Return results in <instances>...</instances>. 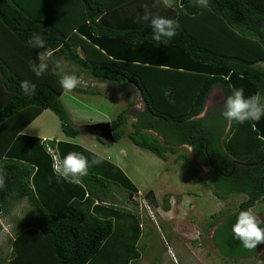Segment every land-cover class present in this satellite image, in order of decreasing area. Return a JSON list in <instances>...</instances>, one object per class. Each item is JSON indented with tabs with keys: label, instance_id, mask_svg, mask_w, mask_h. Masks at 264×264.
I'll return each instance as SVG.
<instances>
[{
	"label": "trees",
	"instance_id": "obj_1",
	"mask_svg": "<svg viewBox=\"0 0 264 264\" xmlns=\"http://www.w3.org/2000/svg\"><path fill=\"white\" fill-rule=\"evenodd\" d=\"M146 11L176 20L177 35L170 42L154 41L140 19ZM263 27L264 0H208L207 8L197 0H175L172 8L164 0H0V167L6 174L0 217L24 200L34 212L15 226L10 253L0 264H136L139 259L130 257L135 238L120 244L125 216L109 203L116 186L128 193L122 205L140 207L134 199L138 189L120 168L89 152L104 169L79 183L65 182L53 169L52 154L61 160L60 148L74 145L23 133L50 110L66 137L79 134L61 100L68 91L55 74L57 61L80 79L136 88L144 109L134 112L129 133L122 128L125 111L110 121L113 143L127 136L164 161L183 149L177 158L185 159L202 188L222 201L244 196L236 208L210 215L205 224L220 256L236 264L264 250V242L246 249L231 231L241 210L264 201V117L236 124L222 117L223 105L204 111L216 87L225 98L229 85L243 87L246 97L264 96ZM33 33L43 35L44 48L29 47ZM38 54L49 64L40 77L31 70ZM25 80L36 85L34 97L22 93ZM92 91L78 85L70 92ZM189 156L209 169L208 178ZM144 195L155 207L153 191Z\"/></svg>",
	"mask_w": 264,
	"mask_h": 264
},
{
	"label": "rangeland",
	"instance_id": "obj_2",
	"mask_svg": "<svg viewBox=\"0 0 264 264\" xmlns=\"http://www.w3.org/2000/svg\"><path fill=\"white\" fill-rule=\"evenodd\" d=\"M64 66L66 68V63ZM86 80L94 79H84L82 76L79 87L93 90L92 93H78L73 98L90 109L75 111L77 103L68 102L67 96L72 95L65 93L61 100L63 104H67L69 111L81 114L90 110L97 122L92 125L106 123L103 120H115L125 111L127 122L123 123L122 128L126 130L125 133L131 132L133 129L130 121H134V111L144 109L140 95L134 93L136 88L132 85ZM225 100L223 91L214 88L206 102V111L216 105H223ZM130 101L137 103L134 105L135 109L127 107ZM47 113L40 122L44 126L41 131L45 133L39 134L48 133L52 139H63L58 117L50 110ZM72 121L74 127L80 130L79 117L76 119L72 116ZM33 127L35 126H30L26 132ZM74 143L88 149L94 144L100 156L113 164H120L123 172L139 190L140 193L134 199L140 207L135 203L122 205L117 202L128 198V193L116 186L112 190L114 198L109 202L115 203L113 206L125 216L119 232L120 244H130L135 238V244L130 248V257L139 255L136 264H235L231 259L218 254L210 242L211 233H205L204 227L210 220V215L233 210L244 200V196L230 197L222 201L215 198L210 190L202 188L201 183L189 172L185 159L177 158L178 154L184 153L183 149H179L175 155L168 153L167 160L164 161L134 146L127 136L116 143L101 144L93 136L80 134ZM184 149L188 150L186 147ZM189 158L200 173L208 178L209 169L200 166L191 156ZM149 191L154 193L155 207L148 203L144 195ZM165 204L168 205L167 211L163 208ZM31 211L24 200L14 203L10 213L0 217V258L9 255L14 228L24 223L28 218L26 215H30ZM251 211L264 224V201L258 202ZM32 213L34 216L33 211ZM120 222L117 220L116 225ZM236 264H264V250L255 257L239 260Z\"/></svg>",
	"mask_w": 264,
	"mask_h": 264
},
{
	"label": "clouds",
	"instance_id": "obj_3",
	"mask_svg": "<svg viewBox=\"0 0 264 264\" xmlns=\"http://www.w3.org/2000/svg\"><path fill=\"white\" fill-rule=\"evenodd\" d=\"M197 2L203 8L208 7V0H197ZM164 6L168 8L174 7L175 0H164ZM140 19L147 22L151 28L152 39L158 43L170 42L177 35L180 27L176 20L152 14L149 11H146ZM28 45L33 49H42L46 45V40L42 34L33 33L28 40ZM51 55L52 53L49 52L48 56ZM37 59L39 63L33 62L31 70L37 77H40L49 70V64L47 57L44 55L38 54ZM54 70L59 77L61 88L65 91L70 92L81 83L80 77L75 72L66 73L59 61L55 63ZM20 87L25 96L34 97L36 95V85L30 81H22ZM229 87L231 88V94L225 98L224 110L221 113L224 119L236 124H244L247 121H260L264 117V96L257 93L246 97L243 87L236 88L231 85ZM187 149L189 148L187 147ZM92 163H99V161H93ZM89 167L90 162L85 155L72 151L59 161L55 171L65 182L79 183V178L88 174ZM5 180L6 174L3 168L0 167V188L5 186ZM260 224L261 221L252 214L251 210H241L231 231L234 238L239 240L246 249H255L258 244L264 242V227H260ZM129 264H132V262L130 261Z\"/></svg>",
	"mask_w": 264,
	"mask_h": 264
},
{
	"label": "crops",
	"instance_id": "obj_4",
	"mask_svg": "<svg viewBox=\"0 0 264 264\" xmlns=\"http://www.w3.org/2000/svg\"><path fill=\"white\" fill-rule=\"evenodd\" d=\"M84 79H86V77L84 78ZM86 81H88V82H90V81H94V80H86ZM99 81V80H98ZM100 82V81H99ZM65 93H69L70 95H72V96H67V101L68 102H70V101H74L75 103H77V108L75 109V111H79L80 109H82V108H86V109H90V108H87L85 105H83V104H81L80 102H78L77 100H75L74 98H73V96L75 97L77 94H78V92H64L63 94H62V96H61V98H63V96L65 95ZM135 104H137V103H135ZM134 104V105H135ZM65 106H66V109H67V111H68V113H69V115L71 116V119H72V116L73 117H75L76 119H78V117H79V119L81 120V122H80V130H78V132H79V134H78V136H80V134H85V135H88V136H93L95 139L97 138L96 136H94V135H92V130H91V128H90V126L92 125V124H95V123H97V122H95L96 121V118H94L93 119V115H92V113H91V111L90 110H85L84 111V113H81V114H79V113H76V112H70L69 111V109H68V106H67V104H64ZM134 109H135V107L134 106H132ZM136 111V110H135ZM134 111V112H135ZM48 112V110H45L38 118H36L33 122H31V124L30 125H28L25 129H24V131H23V133L24 134H26V135H31V136H35V137H37V138H40V139H52V138H50V136H49V134L48 133H46V134H42V135H40L39 133H45V132H42L41 130L43 129V125L42 124H40V122H41V120H42V118H43V116H44V114H48L47 113ZM206 113L204 112L203 114H202V116H204ZM201 116V117H202ZM103 121H105V122H110L109 120H103ZM73 122V121H72ZM35 126V127H33V129H31L30 131H28V132H26V130L30 127V126ZM50 131V130H49ZM48 131V132H49ZM63 139H55L56 141H60V142H64V143H68V144H71V145H74V147H70V146H63V147H61L60 148V156H61V158H63L65 155H67V153H69V152H72V151H75V152H80V153H82L83 155H85L87 158H88V160H89V162H90V167H89V170H88V173H100V171H101V169H104L103 167H104V164L103 163H92L93 161H96L94 158H92L91 156H90V154H89V152H91V153H94V154H96L97 156H99L100 158H102L104 161H107V162H110L109 160H107V159H104L102 156H100L99 155V152H97L96 150H95V146H94V144H92V145H90V148L91 149H88L87 147H84L83 145H81V144H79V143H74V141L76 140V138L77 137H74V138H69V137H66L64 134H63ZM98 139V138H97ZM77 146H80V147H82L83 149H77ZM135 146V145H134ZM187 148V147H186ZM189 150V149H188ZM124 155V154H123ZM98 161V160H97ZM111 163V162H110ZM117 167H119L120 168V170L123 172V170H122V168H121V166H120V164L118 163V164H115ZM124 174H125V172H123ZM126 175V174H125ZM127 176V175H126ZM128 177V176H127ZM128 179H129V177H128ZM132 182V181H131ZM133 183V182H132ZM137 188V187H136ZM139 191V190H138ZM138 193H140V192H138ZM126 198V197H125ZM111 202H112V200H110ZM119 201H126L127 202V199H122V200H118L117 202H119ZM116 202V203H117ZM119 203H122V202H119ZM128 204V203H127Z\"/></svg>",
	"mask_w": 264,
	"mask_h": 264
},
{
	"label": "water",
	"instance_id": "obj_5",
	"mask_svg": "<svg viewBox=\"0 0 264 264\" xmlns=\"http://www.w3.org/2000/svg\"><path fill=\"white\" fill-rule=\"evenodd\" d=\"M202 114L200 116H202ZM90 128L92 130V135L96 136L102 142L107 143V144H112L114 142V138H113V134H112V130H111V126L109 122L91 125Z\"/></svg>",
	"mask_w": 264,
	"mask_h": 264
},
{
	"label": "built area",
	"instance_id": "obj_6",
	"mask_svg": "<svg viewBox=\"0 0 264 264\" xmlns=\"http://www.w3.org/2000/svg\"><path fill=\"white\" fill-rule=\"evenodd\" d=\"M50 153H52V151ZM52 161H53V169L55 170L56 165L59 163L60 160L56 155L52 154Z\"/></svg>",
	"mask_w": 264,
	"mask_h": 264
},
{
	"label": "flooded vegetation",
	"instance_id": "obj_7",
	"mask_svg": "<svg viewBox=\"0 0 264 264\" xmlns=\"http://www.w3.org/2000/svg\"><path fill=\"white\" fill-rule=\"evenodd\" d=\"M209 109H210V108H209ZM209 109H208V110H209Z\"/></svg>",
	"mask_w": 264,
	"mask_h": 264
}]
</instances>
